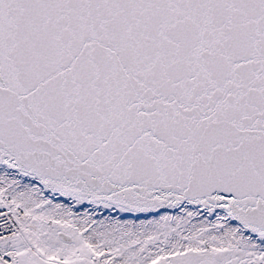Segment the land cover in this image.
Instances as JSON below:
<instances>
[{"label": "snow or ice", "instance_id": "snow-or-ice-1", "mask_svg": "<svg viewBox=\"0 0 264 264\" xmlns=\"http://www.w3.org/2000/svg\"><path fill=\"white\" fill-rule=\"evenodd\" d=\"M0 264H264V0H0Z\"/></svg>", "mask_w": 264, "mask_h": 264}]
</instances>
